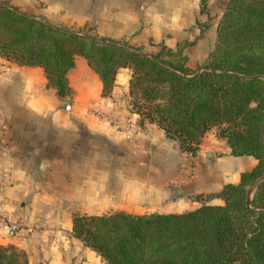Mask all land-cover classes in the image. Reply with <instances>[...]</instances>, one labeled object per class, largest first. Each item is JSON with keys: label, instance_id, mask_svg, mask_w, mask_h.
<instances>
[{"label": "crops", "instance_id": "1", "mask_svg": "<svg viewBox=\"0 0 264 264\" xmlns=\"http://www.w3.org/2000/svg\"><path fill=\"white\" fill-rule=\"evenodd\" d=\"M18 11L79 34L125 42L155 53L159 44L181 47L186 65L203 63L215 43L227 0H0ZM129 69L120 67L110 93L85 60L66 73L69 94L60 99L38 66L0 57V122L7 127L3 159L5 210L40 229L24 241L0 232V245L26 253L27 264H105L72 236L71 216L122 211L182 212L206 201L255 159L234 156L214 128L194 154L152 123L128 111ZM138 124L129 133L113 118ZM193 173V177L189 173ZM198 196V198H195ZM208 203H220L218 198Z\"/></svg>", "mask_w": 264, "mask_h": 264}, {"label": "trees", "instance_id": "2", "mask_svg": "<svg viewBox=\"0 0 264 264\" xmlns=\"http://www.w3.org/2000/svg\"><path fill=\"white\" fill-rule=\"evenodd\" d=\"M82 57L110 93L129 69L128 111L155 124L181 152L194 154L214 128L229 153L254 165L217 193L182 212L71 216L70 231L105 264H264V0H227L204 63L186 65L181 47L155 53L79 34L0 1V57L38 66L63 99L66 73ZM198 198V196H195ZM218 198L220 203H208ZM0 264H27L24 252L0 245Z\"/></svg>", "mask_w": 264, "mask_h": 264}, {"label": "built area", "instance_id": "3", "mask_svg": "<svg viewBox=\"0 0 264 264\" xmlns=\"http://www.w3.org/2000/svg\"><path fill=\"white\" fill-rule=\"evenodd\" d=\"M113 124L117 127L123 126L125 131L132 133L138 132L140 126L138 124L131 125L128 121L119 118H113ZM7 146V127L0 122V232L6 237L20 236L22 232L27 234L32 231L31 226H22L16 219L9 215L5 210V202L3 196V187L6 185V172L3 169V159L8 152ZM189 176L193 177L190 172ZM26 226V227H25Z\"/></svg>", "mask_w": 264, "mask_h": 264}, {"label": "rangeland", "instance_id": "4", "mask_svg": "<svg viewBox=\"0 0 264 264\" xmlns=\"http://www.w3.org/2000/svg\"><path fill=\"white\" fill-rule=\"evenodd\" d=\"M37 18H39V17H37ZM43 20V19H42ZM45 21V20H44ZM47 22V21H46ZM204 63V62H203ZM202 63H200L199 65H201ZM207 196V195H206ZM19 222V221H18ZM26 226H31V225H26ZM25 226V227H26ZM32 227V231L31 232H28L27 234H25L24 232H22V234L20 235L21 237L19 238L21 241H24V240H26L27 238H29V236L30 235H32L33 233H35V232H39L40 231V229H38V227H36V226H34V225H32L31 226ZM6 245H11V244H6ZM13 246V245H12ZM16 249H18V250H20V251H22V252H24L22 249H20V248H18V247H16V246H14ZM24 254H25V256H26V253L24 252ZM26 260H27V257H26Z\"/></svg>", "mask_w": 264, "mask_h": 264}]
</instances>
